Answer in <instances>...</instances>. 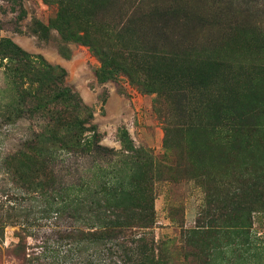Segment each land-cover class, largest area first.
Returning a JSON list of instances; mask_svg holds the SVG:
<instances>
[{"label": "rangeland", "instance_id": "1", "mask_svg": "<svg viewBox=\"0 0 264 264\" xmlns=\"http://www.w3.org/2000/svg\"><path fill=\"white\" fill-rule=\"evenodd\" d=\"M0 28L65 72L42 92L46 117L21 118L0 62V264H102L99 245L63 243L117 213L105 201L151 204L159 263L190 245L207 264H264V0H0ZM63 85L102 149L34 152L45 123L61 143L72 132Z\"/></svg>", "mask_w": 264, "mask_h": 264}, {"label": "trees", "instance_id": "2", "mask_svg": "<svg viewBox=\"0 0 264 264\" xmlns=\"http://www.w3.org/2000/svg\"><path fill=\"white\" fill-rule=\"evenodd\" d=\"M85 44H87L90 51L96 54L99 59H106L107 48L103 45H97V40H95L94 37L86 40ZM104 60L103 65L105 62ZM0 62L4 68L5 77L9 82L8 86L11 87V89L14 90V92H12L15 93L13 95L14 98H16V102L13 105L16 109L14 114H19L21 118H24L25 112H28L45 118L47 107L42 101L47 92H42L50 85L55 86L58 83L62 84L61 79L65 76V72L59 67H53L47 64L39 57L26 54L13 42L2 37H0ZM11 89L9 88V90ZM55 97L56 99L53 102L57 103L61 101L66 108H69L66 115L73 116L70 128L72 132L75 131V135L70 132L66 137L64 136L67 138L65 139V143H61V139L57 137V134L54 132L52 133V123H45L42 129L44 130L47 128L48 131H43L41 129L40 133L36 135L37 140H33L30 143V145H33L31 147L34 148V152L39 156H42V153L54 154V149L56 150L57 144L61 145V147H64L66 150H70V153L82 152L84 149H90V145L93 149H102L98 145L95 146L99 142L95 127L92 125L84 127L83 125L86 122V118L80 119L77 117L84 109L77 94L73 92L69 86L63 85L58 89V94ZM26 98H30L32 105L26 104ZM34 102H36L35 105ZM7 107L11 109L10 105H7ZM46 132L48 135L44 134ZM86 132L88 134L85 135ZM99 191H102L101 187ZM255 194L250 200L243 198L237 209V211L240 210L241 212L239 215L235 214L234 220L236 223L233 227H236V230L239 229L241 233H243V228L247 225V213H249V211L251 212L253 205H257ZM105 204L110 205L106 206V208L107 210H111L112 214L115 213L114 211L117 212L113 214L116 215V217H113V215L107 216V213H105L97 217V224H93L96 225L94 226V230L93 228L85 232H82L81 229L73 230L76 234H73L72 231L67 232L65 238H67L68 241L63 243L65 246L70 247V250H66L67 253L69 252V254H71V244L76 240L78 242H87L88 244L102 247L104 250L100 251L102 252L101 259L103 256L101 261L102 264H188L191 262L194 264H207L208 261L205 259L207 253L205 254L200 250L197 251V247L190 245L183 247L182 250H173L169 246L166 247L165 250L168 249L167 251L171 249V255L169 256H171V258L180 257V261L168 260L167 262L159 263L154 260L152 254V250L155 247L153 238H150V240L146 238L148 234L146 230L153 224L151 204H149V202H144L143 205H141L139 202L127 204L121 201H112V203H107L105 201ZM101 205L102 204H100V207ZM90 210L91 209H89V212L92 211ZM122 210H141L142 213L139 216H129L121 214L120 212ZM109 213L110 211L108 214ZM117 218H120V220H117ZM138 231L142 232L139 233ZM149 251L152 255L147 256Z\"/></svg>", "mask_w": 264, "mask_h": 264}]
</instances>
